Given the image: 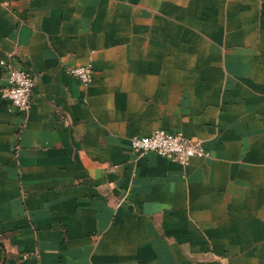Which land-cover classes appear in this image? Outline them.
I'll list each match as a JSON object with an SVG mask.
<instances>
[{"label": "crops", "instance_id": "0c3cea01", "mask_svg": "<svg viewBox=\"0 0 264 264\" xmlns=\"http://www.w3.org/2000/svg\"><path fill=\"white\" fill-rule=\"evenodd\" d=\"M3 58L0 264H264V0H0ZM160 128L211 155L133 151Z\"/></svg>", "mask_w": 264, "mask_h": 264}, {"label": "built area", "instance_id": "2783aa9c", "mask_svg": "<svg viewBox=\"0 0 264 264\" xmlns=\"http://www.w3.org/2000/svg\"><path fill=\"white\" fill-rule=\"evenodd\" d=\"M0 63L7 72V84L1 90L2 97L17 109H30L35 86L34 74L20 64L13 63L11 59L3 58ZM69 72L88 86L93 79L94 67L92 64L79 65L70 67ZM131 148L142 154L155 152L182 164L189 163L194 157L211 155L199 141L184 133L161 128L147 135L132 137Z\"/></svg>", "mask_w": 264, "mask_h": 264}]
</instances>
